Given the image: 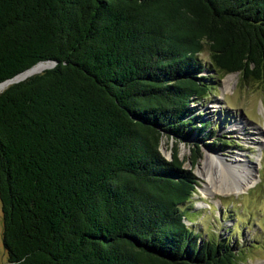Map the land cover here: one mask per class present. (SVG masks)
Instances as JSON below:
<instances>
[{"label":"trees","instance_id":"obj_1","mask_svg":"<svg viewBox=\"0 0 264 264\" xmlns=\"http://www.w3.org/2000/svg\"><path fill=\"white\" fill-rule=\"evenodd\" d=\"M43 62L0 93L8 264H237L188 225L178 142L226 147L193 105L208 71L264 83V0H0V84Z\"/></svg>","mask_w":264,"mask_h":264},{"label":"rangeland","instance_id":"obj_2","mask_svg":"<svg viewBox=\"0 0 264 264\" xmlns=\"http://www.w3.org/2000/svg\"><path fill=\"white\" fill-rule=\"evenodd\" d=\"M200 58L209 64V51L202 53ZM215 74L214 71L205 73L214 77L211 82L214 81L216 88L207 99L193 107L211 123L219 144L226 147L211 149L198 142L197 136L178 142L185 169L192 170L199 180L193 202L185 206L191 213L188 225L201 233L203 239L225 241L233 246L241 254L237 264H264V83L246 82L239 74ZM228 78L231 81L226 84ZM241 128L244 130L240 131ZM176 141V138H164L162 152L168 159L172 157ZM197 146L201 158L194 166L192 156ZM208 156L218 160L212 162ZM236 159L244 161L232 167ZM244 165L253 167L256 184L236 194L232 190L243 178L234 171L242 170ZM0 264H8L3 247L1 201Z\"/></svg>","mask_w":264,"mask_h":264},{"label":"bare ground","instance_id":"obj_3","mask_svg":"<svg viewBox=\"0 0 264 264\" xmlns=\"http://www.w3.org/2000/svg\"><path fill=\"white\" fill-rule=\"evenodd\" d=\"M51 64H48V63H41L37 66H35L33 69H31L30 71H28L25 75L23 76H28V75H32V74H37V73H40V72H43L45 69H47ZM229 81H231V78H228L227 80H225L226 84L229 83ZM7 88V85H1L0 86V92H2L4 89ZM243 131L244 129L241 128L240 131ZM209 157V156H208ZM209 158H211L212 162H214L215 160H218V158H214L213 156H210ZM244 160L243 159H236L234 160V162L231 163V166H238L239 163H242ZM249 161V160H248ZM244 169H247V171H242ZM242 170H239V169H235L234 172H236L237 174H239L243 180L241 183H239V185L237 187H235L232 191L236 194H241V193H244L246 192L248 189H250L254 184H256V179L255 177L253 176V173H252V170H253V167L249 165H244ZM221 175V174H220ZM223 176V175H222ZM210 180V178H209ZM206 191V190H205ZM229 191V189H228ZM227 191V192H228ZM214 192V191H213Z\"/></svg>","mask_w":264,"mask_h":264},{"label":"water","instance_id":"obj_4","mask_svg":"<svg viewBox=\"0 0 264 264\" xmlns=\"http://www.w3.org/2000/svg\"><path fill=\"white\" fill-rule=\"evenodd\" d=\"M43 63L51 64L47 69L53 68L54 65H55V63H53V62H43ZM39 64H41V63H39ZM39 64H37V65H39ZM37 65H36V66H37ZM34 67H35V66H34ZM34 67H33V68H34ZM33 68H31V69H33ZM31 69H29V70H27V71H25V72H23V73L17 75V76L14 77L13 79H10V80H8V81H6V82L0 84V86H1V85H7V87H9L10 85H13V84H15V83H19V82H21V81L26 80V79L29 78V77H32V76L36 75V74H32V75H28V76H23V75H25L28 71H30ZM45 70H46V69H45ZM40 73H42V72H40ZM40 73H37V74H40ZM171 158H172V157H171Z\"/></svg>","mask_w":264,"mask_h":264}]
</instances>
